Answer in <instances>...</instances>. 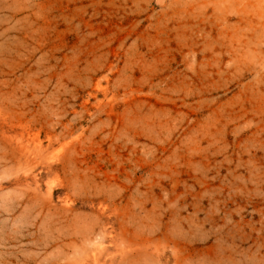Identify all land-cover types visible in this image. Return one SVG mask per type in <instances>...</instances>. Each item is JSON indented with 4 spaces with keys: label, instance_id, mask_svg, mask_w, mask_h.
Here are the masks:
<instances>
[{
    "label": "rangeland",
    "instance_id": "1",
    "mask_svg": "<svg viewBox=\"0 0 264 264\" xmlns=\"http://www.w3.org/2000/svg\"><path fill=\"white\" fill-rule=\"evenodd\" d=\"M0 264H264V0H0Z\"/></svg>",
    "mask_w": 264,
    "mask_h": 264
}]
</instances>
